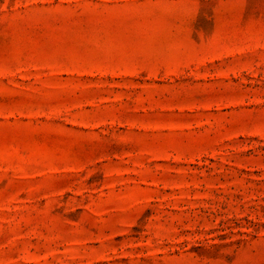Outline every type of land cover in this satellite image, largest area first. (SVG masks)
I'll list each match as a JSON object with an SVG mask.
<instances>
[{"label": "rangeland", "instance_id": "obj_1", "mask_svg": "<svg viewBox=\"0 0 264 264\" xmlns=\"http://www.w3.org/2000/svg\"><path fill=\"white\" fill-rule=\"evenodd\" d=\"M0 264H264V0H0Z\"/></svg>", "mask_w": 264, "mask_h": 264}]
</instances>
